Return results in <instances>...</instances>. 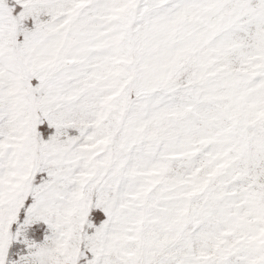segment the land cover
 Wrapping results in <instances>:
<instances>
[{"label": "snow or ice", "instance_id": "snow-or-ice-1", "mask_svg": "<svg viewBox=\"0 0 264 264\" xmlns=\"http://www.w3.org/2000/svg\"><path fill=\"white\" fill-rule=\"evenodd\" d=\"M0 264H264V0H0Z\"/></svg>", "mask_w": 264, "mask_h": 264}]
</instances>
